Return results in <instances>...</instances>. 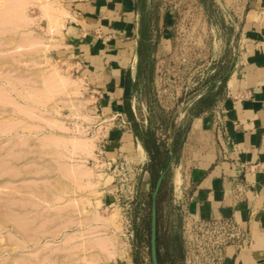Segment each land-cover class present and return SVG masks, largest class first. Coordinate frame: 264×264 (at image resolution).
I'll return each instance as SVG.
<instances>
[{"label": "rangeland", "instance_id": "1", "mask_svg": "<svg viewBox=\"0 0 264 264\" xmlns=\"http://www.w3.org/2000/svg\"><path fill=\"white\" fill-rule=\"evenodd\" d=\"M250 2L139 0L125 116L101 105L66 46L64 0H0V264H123L140 247L152 264V193L167 166L156 196L160 243L185 264L184 227L194 217L182 145L194 117L219 115ZM110 131L125 133L122 145L108 148Z\"/></svg>", "mask_w": 264, "mask_h": 264}, {"label": "crops", "instance_id": "2", "mask_svg": "<svg viewBox=\"0 0 264 264\" xmlns=\"http://www.w3.org/2000/svg\"><path fill=\"white\" fill-rule=\"evenodd\" d=\"M64 8L66 46L92 76L101 105L126 116L139 59V0H64ZM240 25V50L224 79L219 115L194 117L183 141L185 205L194 218L232 217L246 229L245 245L228 246L221 264H264V0H251ZM195 118L202 125L194 127ZM124 134L108 132V148L122 145ZM158 219V264H183L161 245ZM141 254L140 247L123 264H147Z\"/></svg>", "mask_w": 264, "mask_h": 264}, {"label": "built area", "instance_id": "3", "mask_svg": "<svg viewBox=\"0 0 264 264\" xmlns=\"http://www.w3.org/2000/svg\"><path fill=\"white\" fill-rule=\"evenodd\" d=\"M185 264H221L228 246L245 245L247 231L232 217L193 218L184 227Z\"/></svg>", "mask_w": 264, "mask_h": 264}, {"label": "water", "instance_id": "4", "mask_svg": "<svg viewBox=\"0 0 264 264\" xmlns=\"http://www.w3.org/2000/svg\"><path fill=\"white\" fill-rule=\"evenodd\" d=\"M172 153L173 152H171L170 161L172 159ZM166 169L159 175L156 181L153 193H152L151 218H150V255H151L152 264H158L157 248H156V235H157L156 234V230H157L156 196H157L162 178L166 172Z\"/></svg>", "mask_w": 264, "mask_h": 264}, {"label": "bare ground", "instance_id": "5", "mask_svg": "<svg viewBox=\"0 0 264 264\" xmlns=\"http://www.w3.org/2000/svg\"><path fill=\"white\" fill-rule=\"evenodd\" d=\"M63 8H64V7H63ZM61 13H63L64 15H66V10H65V8H64V9H61ZM60 15H61V14H59V15H58V14H56V15L54 14L55 18H53V19L56 20V18L59 17ZM57 22H58V21H57ZM48 46H49V45H48ZM59 86H61V88H64V87L67 86V83L64 82V81H63V82H60V85H59ZM55 88H57V86H56ZM82 142H84V141H82ZM87 143H88V142H87ZM87 143H86V144H87ZM86 144H85V145H86ZM79 145L82 146L83 143L81 144V142H80V144H77V147H78ZM88 145H89V144H87V146H88ZM81 146H79V148H80ZM82 147H83V146H82ZM82 147H81V148H82ZM86 148H88V151L90 152L89 149H90L91 147L88 146V147H86ZM138 148H140V147H138ZM82 149H83V148H82ZM138 150H139V149H138ZM142 150H143V149H142ZM84 152H86V150H85ZM91 152H92V151H91ZM91 152H90V154H91ZM84 154H85V153H84ZM88 154H89V153H88ZM178 168H179V167H178ZM173 181H174V187H175L174 190H175L176 192H179V190H180V186H181V176H180L179 169H175V171H174V175H173ZM91 183H92V182H90L89 184H91ZM93 183H94V182H93ZM94 215H96V214H94ZM97 216H98V215H97ZM98 217L100 218V216H98ZM101 217H102V216H101ZM104 217H106V216H104ZM109 217H110V219H112L111 216H109ZM109 217H108V218H109ZM90 218H91L93 221H97V219H98L100 222H102L99 218L96 219L95 216H94L93 218H92V217H90ZM108 218H107V219H108ZM101 219H102V218H101ZM105 219H106V218H105ZM105 219H103V220H105ZM112 221H113V220H112ZM97 222H98V221H97ZM100 222H99V223H100ZM104 222H105V221H103V223H104ZM100 224L102 225V223H100ZM108 224H109V223H108ZM105 225H106V224L104 223L103 226H105ZM100 242H101V240H100ZM108 242H110V241L107 240V243H108ZM101 243H104V245L106 244L105 241H104V242H101ZM113 244H114V243H112V246H113V247H111L112 249L114 248V245H113ZM99 245H100V244H99ZM101 245H103V244H101ZM101 245H100V246H101ZM84 246H86V247H84ZM84 246H83V250H84V249L87 250V249H86V248H87V245L84 244ZM110 246H111V245H110ZM110 246L107 245V247H110ZM101 247H102V246H101ZM101 247H100V248H101ZM105 247H106V246H105ZM105 247L103 246L101 249L103 250ZM107 247H106V249H109V248H107ZM113 250H114V249H113ZM115 250H116V248H115ZM115 250H114V251L111 250L112 252H111V255H109L110 257H112V253H115V252H116ZM104 251H105V250H104ZM107 251H108V250H107ZM56 253H57V252H56ZM107 253H110V251L107 252ZM94 255H95V254H94ZM114 255H115V254H114ZM92 256H93V255H92ZM102 256H103L104 259H106V260H107V258L109 259V256L105 255V253H103ZM94 257H95V256H94ZM94 257H92V258H94ZM95 258H96V257H95ZM95 262H96V261H95ZM97 262H98V261H97ZM89 263H90V262H89Z\"/></svg>", "mask_w": 264, "mask_h": 264}]
</instances>
